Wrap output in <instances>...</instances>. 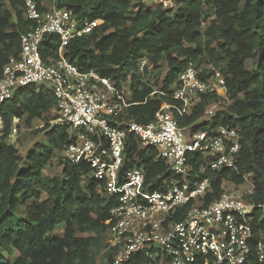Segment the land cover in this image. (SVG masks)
Wrapping results in <instances>:
<instances>
[{"label": "trees", "instance_id": "1", "mask_svg": "<svg viewBox=\"0 0 264 264\" xmlns=\"http://www.w3.org/2000/svg\"><path fill=\"white\" fill-rule=\"evenodd\" d=\"M175 1L174 9H162L139 0H67L61 5L77 18H97L102 23L93 32L72 39L65 56L78 68L97 71L117 87L128 83V98L136 104L127 109L126 117L146 124L162 103L173 102L170 94L178 84V74L189 65L197 69L208 55L217 70L199 71L200 76L219 71L230 104L203 122L205 109L216 99L204 96L178 123L191 132L214 125L239 130L238 169L255 182L253 199L264 202V0ZM29 26L23 0H0V73L8 56L17 54L20 34ZM58 43L56 34L44 38L41 53L46 61L55 58ZM143 58L148 65L140 72L138 64ZM161 61L167 72L152 85L145 73L151 66L158 69ZM152 90L156 92L150 96ZM55 104L50 88L29 86L17 90L0 108L6 127L0 138V264H97L100 250L107 248L105 233L117 197L105 193L103 182L93 177L88 164L74 166L61 157L72 140L67 126H42L46 150L31 149L24 156L6 140L13 116L26 125L53 109L54 119ZM56 153L61 173L46 176L43 169ZM155 157L153 147H141L129 134L122 171L138 161L144 167L147 188L164 191L176 175ZM22 158L29 164L23 169L19 164ZM227 175L232 181L241 180L238 174L221 171L212 181L213 194L206 202L217 195L221 179ZM21 207L23 213L18 214ZM260 225L264 229V223ZM56 229L61 232L53 235ZM112 256L113 249L105 264H112ZM158 261L159 254L149 257L138 252L122 264ZM250 261L259 264L253 256Z\"/></svg>", "mask_w": 264, "mask_h": 264}, {"label": "built area", "instance_id": "2", "mask_svg": "<svg viewBox=\"0 0 264 264\" xmlns=\"http://www.w3.org/2000/svg\"><path fill=\"white\" fill-rule=\"evenodd\" d=\"M65 1L23 0L30 26L20 34L17 54L9 55L1 68L0 108L19 89L40 84L52 90L56 116L51 124L67 126L72 135L61 157L74 166L88 164L93 177L103 182L105 193L117 197L105 233L107 248L113 249L112 264H122L138 252L149 257L159 254L158 264L197 260L202 264H251V256L264 264V229L260 225L264 223V202L253 199L255 182L238 169L239 130L214 125L191 132L178 123L204 96L216 99L205 109L203 122L230 104L223 75L214 71L202 78L189 65L178 74V84L170 94L173 102L162 103L150 122L127 118V109L136 104L128 98V85L117 87L97 71L78 68L65 56L72 39L93 32L102 23L97 18H77L61 5ZM139 1L162 9L177 6L175 0ZM51 34L58 36L59 43L55 58L46 61L41 44ZM146 65L148 60L141 59L139 71ZM21 122L20 117H12L7 137L17 133ZM5 131L0 115V138ZM129 134L141 147H153L155 159L176 175L167 182L166 190L147 188L145 170L138 161L122 171ZM221 171L238 174L241 180L232 181L229 175L222 178L217 195L206 202L213 194L212 181Z\"/></svg>", "mask_w": 264, "mask_h": 264}, {"label": "rangeland", "instance_id": "3", "mask_svg": "<svg viewBox=\"0 0 264 264\" xmlns=\"http://www.w3.org/2000/svg\"><path fill=\"white\" fill-rule=\"evenodd\" d=\"M46 4L49 5V1H46ZM146 5L151 6L152 4L146 3ZM213 61L214 60H212L208 55L204 56V58L201 60L199 65H197L198 71L210 70L212 68H215V70H217V67H214L213 65ZM158 64L160 65L158 69L154 70L151 66V68L148 69L145 73L146 75L148 74L147 77L149 76L150 80H152V85L155 79H157L156 82H159L167 72L166 64L164 63V61H161ZM40 86L41 85L38 84L37 88H39ZM155 87L158 88L157 85ZM54 114H55L54 110L50 109L47 112L43 113L40 118L33 119L30 123L26 125L21 122L20 126H18L17 133L11 137L6 138L7 142L12 143L16 146L18 150V154L20 156H24L27 153V151L31 149L46 150L47 147H45V145L43 144L47 143L46 141L47 137L44 136V131H42L41 128L42 126L47 124L50 129L53 126H55L51 124V120ZM19 164L22 169L26 168L29 165L28 162L23 158L19 162ZM60 171H61V166L59 165V155L56 153L53 154L50 162L46 164V166L44 167L43 173L46 176H56L61 173ZM22 213H23V207H21L18 210V214H22ZM60 232H61L60 229H56L52 232V234L53 235L60 234ZM110 252L111 249H108L106 247L102 248L98 254L97 264H105ZM171 261L172 260L170 259L169 262L171 263Z\"/></svg>", "mask_w": 264, "mask_h": 264}]
</instances>
